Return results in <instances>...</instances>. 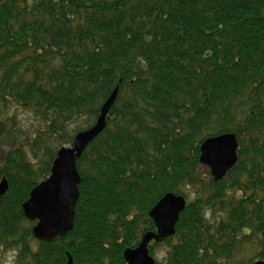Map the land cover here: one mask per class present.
I'll use <instances>...</instances> for the list:
<instances>
[{"label":"trees","instance_id":"16d2710c","mask_svg":"<svg viewBox=\"0 0 264 264\" xmlns=\"http://www.w3.org/2000/svg\"><path fill=\"white\" fill-rule=\"evenodd\" d=\"M116 88L76 160L72 230L36 241L22 205ZM223 134L237 162L214 182L200 146ZM3 180L13 264H126L167 193L186 206L174 236L149 244L154 264L264 261V0H0Z\"/></svg>","mask_w":264,"mask_h":264},{"label":"water","instance_id":"95a60500","mask_svg":"<svg viewBox=\"0 0 264 264\" xmlns=\"http://www.w3.org/2000/svg\"><path fill=\"white\" fill-rule=\"evenodd\" d=\"M116 88L104 105L96 123L89 129L78 133L70 148L62 147L52 163L49 177L37 185L22 205L24 217L28 221H36L32 228L35 240L53 243L63 238L72 230L74 208L78 200L80 177L76 169V160L88 145L102 133L105 119L117 97ZM238 144L234 134H223L209 138L200 146V164L209 169L215 182L222 180L237 161ZM7 190V183H0V197ZM185 208L182 197L167 193L149 212V218L155 226V232L146 233L135 249L124 251L126 264H154L148 254L150 242L160 243L172 237L179 215ZM68 264H71L69 258ZM254 264H264L257 261Z\"/></svg>","mask_w":264,"mask_h":264},{"label":"rangeland","instance_id":"374dc122","mask_svg":"<svg viewBox=\"0 0 264 264\" xmlns=\"http://www.w3.org/2000/svg\"><path fill=\"white\" fill-rule=\"evenodd\" d=\"M28 119V117L24 114L20 115V121L21 123H23L24 121H26ZM25 130H30V127L28 125L23 127ZM160 250L157 251V259L159 260L162 256L159 253ZM14 254L13 253H1L0 254V264H13V258Z\"/></svg>","mask_w":264,"mask_h":264},{"label":"bare ground","instance_id":"6f19581e","mask_svg":"<svg viewBox=\"0 0 264 264\" xmlns=\"http://www.w3.org/2000/svg\"><path fill=\"white\" fill-rule=\"evenodd\" d=\"M184 211V210H183Z\"/></svg>","mask_w":264,"mask_h":264}]
</instances>
